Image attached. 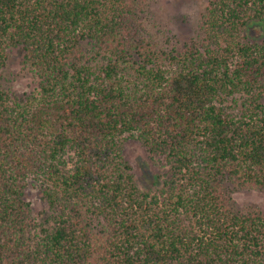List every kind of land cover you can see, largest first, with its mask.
I'll use <instances>...</instances> for the list:
<instances>
[{"label": "trees", "instance_id": "obj_1", "mask_svg": "<svg viewBox=\"0 0 264 264\" xmlns=\"http://www.w3.org/2000/svg\"><path fill=\"white\" fill-rule=\"evenodd\" d=\"M146 3L0 0V264H264V211L231 197L264 192V40L247 30L264 0H209L202 37L169 51L145 39ZM11 49L33 92L3 87ZM126 140L161 161L157 191Z\"/></svg>", "mask_w": 264, "mask_h": 264}, {"label": "rangeland", "instance_id": "obj_2", "mask_svg": "<svg viewBox=\"0 0 264 264\" xmlns=\"http://www.w3.org/2000/svg\"><path fill=\"white\" fill-rule=\"evenodd\" d=\"M209 0H147L142 22L144 36L147 42L156 44L161 49L169 51L188 44L191 40L202 37L200 17ZM249 38L264 40V25L248 26ZM102 63L100 58L90 62L92 66ZM165 68V67H164ZM1 83L5 89L16 95L23 92H33L35 80L29 66L23 63L22 54L16 50H9L8 60L1 72ZM244 97L234 95L228 97L223 106L233 115L240 114ZM264 106V98L260 100ZM125 160L132 168L134 181L139 189L157 191L160 180L155 176L161 173V161L151 160L140 144L132 141L122 142ZM231 191V187L227 188ZM231 197L240 208L257 207L264 211V192L248 189L231 192ZM26 199L30 203L33 216L39 225L48 226L49 213L47 205L42 201L38 185L29 184L26 189Z\"/></svg>", "mask_w": 264, "mask_h": 264}]
</instances>
